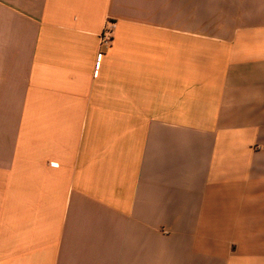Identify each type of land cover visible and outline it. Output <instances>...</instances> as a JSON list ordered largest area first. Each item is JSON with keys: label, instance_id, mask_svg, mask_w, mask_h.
I'll use <instances>...</instances> for the list:
<instances>
[{"label": "crops", "instance_id": "1", "mask_svg": "<svg viewBox=\"0 0 264 264\" xmlns=\"http://www.w3.org/2000/svg\"><path fill=\"white\" fill-rule=\"evenodd\" d=\"M0 264H264V0H0Z\"/></svg>", "mask_w": 264, "mask_h": 264}, {"label": "built area", "instance_id": "2", "mask_svg": "<svg viewBox=\"0 0 264 264\" xmlns=\"http://www.w3.org/2000/svg\"><path fill=\"white\" fill-rule=\"evenodd\" d=\"M115 33V23L110 19L107 21L103 33L101 35V44L105 46H110Z\"/></svg>", "mask_w": 264, "mask_h": 264}]
</instances>
